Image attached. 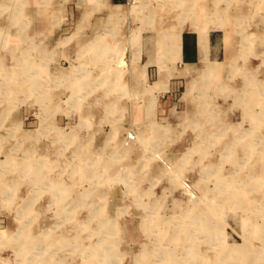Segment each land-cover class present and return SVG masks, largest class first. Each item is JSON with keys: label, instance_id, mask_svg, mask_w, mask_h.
Masks as SVG:
<instances>
[{"label": "rangeland", "instance_id": "1", "mask_svg": "<svg viewBox=\"0 0 264 264\" xmlns=\"http://www.w3.org/2000/svg\"><path fill=\"white\" fill-rule=\"evenodd\" d=\"M241 1L212 5L234 31L223 72L202 39L163 98L159 61L143 72L159 36L138 31L166 2L115 35L105 3L0 0V264H264V18Z\"/></svg>", "mask_w": 264, "mask_h": 264}, {"label": "crops", "instance_id": "2", "mask_svg": "<svg viewBox=\"0 0 264 264\" xmlns=\"http://www.w3.org/2000/svg\"><path fill=\"white\" fill-rule=\"evenodd\" d=\"M82 1V0H81ZM91 1V0H83ZM99 4L103 5L105 3L106 11L109 12L108 17H113L115 13V35L121 32L133 33L137 32L136 29L122 31L120 29L119 23L122 21H127L128 24H131V15L133 10L136 9L142 10L146 9V3L151 0H94ZM159 2H166L164 6L160 5L159 12L156 14L158 16V26L156 29L143 28L138 31V33H165L175 30L182 31V46L180 53V60L177 62H172L168 57L164 56V53L161 52L156 60H152V57H148V61L145 62L143 72L151 77V67L158 66L157 61L160 60L167 67V70L172 69V75L168 81L167 87L164 85H159L160 83V68L158 66V71L156 72V81L154 85H158L159 88H156L157 94L161 95L163 98L170 97V92L172 90L171 83L181 79L180 76H185V71L188 68H193L199 64H204L202 62V52L201 44L202 37L206 35V55L211 63L212 61H220L222 59L225 62V65L228 64V61H231L233 58L234 51V41L233 33L234 31L230 29L228 21L223 18L217 21L215 20V14L212 11V5L216 1H227V0H158ZM231 1V0H228ZM245 2V5H244ZM264 0H242L241 5L242 11L247 13L249 5L255 3L256 14L254 16L264 18V5L261 4ZM260 5V6H259ZM261 8L260 10L257 7ZM103 7V6H102ZM119 9H118V8ZM251 7V6H250ZM107 12V13H108ZM262 13V14H261ZM226 17V15H224ZM82 17V15H81ZM83 21L86 18L92 17L88 14L83 15ZM153 17V16H152ZM150 17V18H152ZM247 34V33H246ZM256 38L259 39L258 34ZM253 36V35H252ZM115 36V40H116ZM250 37L248 35L243 36L245 42H243L245 49H250L251 45L248 42ZM251 40V39H250ZM149 44V42L147 43ZM144 48V46H143ZM135 50V48H133ZM140 58L142 54V46L139 47ZM138 52V54H139ZM135 56V54H134ZM164 57V58H163ZM231 64V63H230ZM177 73L178 75H175ZM248 76V75H246ZM248 79V77H247ZM115 81L117 77L115 75ZM164 93V94H163Z\"/></svg>", "mask_w": 264, "mask_h": 264}, {"label": "bare ground", "instance_id": "3", "mask_svg": "<svg viewBox=\"0 0 264 264\" xmlns=\"http://www.w3.org/2000/svg\"><path fill=\"white\" fill-rule=\"evenodd\" d=\"M97 6V5H96ZM95 8V7H94ZM118 8V7H117ZM119 9V8H118ZM262 14V13H261ZM113 17H115V13L113 15ZM158 54L160 55L161 52L164 53V56L165 57H171L174 56V55H177V53L180 52L181 50V46H182V39H181V35L179 34L178 30L175 32H165V33H158ZM205 38H206V35H203V41H204V44H205V48H206V41H205ZM175 49H176V52H175ZM169 55V56H168ZM28 57V56H27ZM164 58V57H163ZM161 59V58H160ZM21 60V59H20ZM159 62V65H160V68L163 67V63L158 60ZM205 61L207 63V65L209 66V59L207 57V55L205 54ZM211 63V62H210ZM212 64V63H211ZM16 66V65H15ZM223 72V69L219 68V66H216L215 64L209 66L206 71H205V74L207 76H213L212 78H208V79H211L213 80V78L215 76H219V74H221ZM194 75V71L193 69H187L185 71V76H193ZM169 76V75H168ZM171 77V76H170ZM108 78H103V80H107ZM196 79L195 78H192L189 83L187 84V92H186V96L190 97L194 88H195V85H196ZM160 84L159 85H164L166 86L167 85V82H168V79L166 77V80H163V78L161 77L160 78ZM167 87V86H166ZM156 88H159L158 85H156ZM186 98V97H185ZM183 118V116H182ZM37 162V161H36ZM89 168H91V166H89ZM66 191V190H65ZM62 192H64V190H62ZM24 198V197H23ZM207 223L204 222L202 223V225H200V228L204 229V231L206 232L207 231ZM209 231V230H208ZM51 238V237H50ZM40 239L44 240L42 237H40ZM40 239H38L40 241ZM52 238L50 239V242H51ZM59 240V239H58ZM192 240V239H191ZM38 242V241H37ZM41 242V241H40ZM53 242V241H52ZM193 247V245L191 246ZM39 249V247H38ZM103 249H101L102 251ZM105 251V249H104ZM193 251L192 249H190V253H193L191 252ZM179 252V251H178ZM38 255H44L43 253L40 254V252L38 253ZM171 253L168 254L167 256H169V260H167V264H181L179 262H176V260H173L174 258L171 257ZM102 257H105L106 254L104 253L103 255H101ZM198 258L200 259V263L201 264H206L207 260H205L202 256L198 255ZM202 260V261H201ZM38 263V262H37ZM35 263V264H37ZM62 264H64L62 262Z\"/></svg>", "mask_w": 264, "mask_h": 264}]
</instances>
